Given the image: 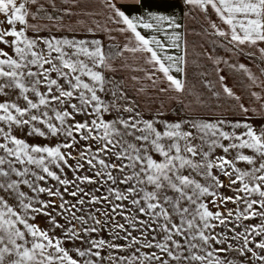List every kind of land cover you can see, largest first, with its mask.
Masks as SVG:
<instances>
[{
  "label": "snow or ice",
  "instance_id": "6c2138e0",
  "mask_svg": "<svg viewBox=\"0 0 264 264\" xmlns=\"http://www.w3.org/2000/svg\"><path fill=\"white\" fill-rule=\"evenodd\" d=\"M60 2L67 7L59 6L57 0H0V16L4 18L0 25L8 26L0 27V45L11 49L10 54L0 48V264H236L219 255L230 251L244 257L240 264H264V80L244 64L234 66L247 76L252 87L260 89L250 92L259 108L240 103V97L223 85L225 77L221 76L223 92L237 101L244 120L205 119L191 104L183 105L180 97L186 93V81L173 75L186 76L187 65V42L183 41L181 49L183 25L178 10H151L144 7L145 0H95L109 13L105 23L96 21L92 26L78 21L79 29L94 38L77 39L52 33L77 31L64 23L76 16L75 9L89 18L99 13L89 8L93 0ZM118 3L141 11L127 14ZM179 3L185 15L199 10L209 19L215 35L241 52V46L258 50L264 61V0ZM211 12L226 29L211 21ZM108 24L116 27L109 28ZM29 32L34 35L29 36ZM42 32L49 35L42 36ZM98 32L106 33L109 41L117 40L113 32L119 33L126 42L109 45L106 50L103 41L95 38ZM181 51L183 54H178ZM125 53L131 54L137 64L142 59L149 69L132 68ZM118 59L119 69L115 66ZM123 68L144 72L152 85L166 82L167 87L159 91L177 93L173 99L188 112L175 121L164 119L162 111L151 119L144 118L122 82L109 76ZM260 72L264 76V68ZM109 95L112 99H105ZM113 112V119H105ZM249 112L261 119L260 125L251 123ZM121 113L130 115L123 118ZM53 139L57 143L51 144ZM39 140L49 143L36 142ZM81 141L86 143L81 145ZM70 149L78 156H73ZM217 149L224 155H216ZM69 160L77 162L74 171L85 164L95 170L94 177L77 176L79 184L102 182L108 194L98 197L77 184V190L69 194L78 199L66 207L69 202L58 189L36 183L51 178L67 191V186L76 181L63 179L53 167L63 172L65 167H73ZM241 162L250 167L241 169L237 166ZM221 175L228 178L227 188L234 196L219 193L226 187ZM22 186L59 198L61 203L56 206L52 199L29 196ZM85 196L90 197L87 203L92 205L111 204V211L96 209L104 219L91 212L77 215L84 212L77 205L86 203ZM207 197H212L208 203L217 207V200L225 205H243L228 210V217L235 211L237 219L259 218L261 222L246 225L234 237L238 243L242 241L239 247L229 243L227 248H216L214 245L227 243V237L212 234L209 229L216 228L213 221L225 225L226 218L222 212L210 210ZM125 201L132 205L127 209L131 215H125ZM66 212L68 216H64ZM116 215L125 223L115 221ZM39 216L48 218L47 228L35 223ZM57 216L64 217L65 223H60ZM105 230L110 239L100 236ZM133 231L139 235H133ZM105 250L106 257L101 255ZM113 250L128 254L114 256Z\"/></svg>",
  "mask_w": 264,
  "mask_h": 264
},
{
  "label": "rangeland",
  "instance_id": "374dc122",
  "mask_svg": "<svg viewBox=\"0 0 264 264\" xmlns=\"http://www.w3.org/2000/svg\"><path fill=\"white\" fill-rule=\"evenodd\" d=\"M41 2H44V0H41ZM57 3L61 7H67V5L61 4L60 0H57ZM47 6V5H46ZM89 8L91 11L98 12V15H95L94 17H84L80 15V9H75L74 11L76 12V16L69 20L65 19L64 23L66 25H72L73 27L77 28V31L75 33L69 32V31H54L52 34L56 36H67L69 38H72L75 36L77 39H92L94 38L91 34L87 33L86 31H81L78 26V21H85L87 24H91L94 26L96 21H99L101 24L105 23V17L107 14V10L102 7L99 3L95 2L93 0V3L89 5ZM34 10V9H33ZM49 11L51 12L52 9L49 7ZM4 19V18H3ZM2 19V20H3ZM211 21L216 22L218 27L226 29V26L223 25L217 16L215 15L214 12H211L210 16ZM35 21H33L34 23ZM46 23V22H44ZM0 27H8L6 24L0 25ZM109 28H114L116 27L115 25L108 24ZM185 27L187 31V37H188V43H187V52H208V51H215V52H224V51H235L236 53H248V52H255L256 55L252 57L251 60H245V61H237L238 65L239 63H248L252 66H247L248 68L251 67V71L260 79L264 80V76H261V68H264V61L261 60L260 55L258 50L254 48H248L247 46H241L243 48V51H239L233 47L232 44L228 42L227 39L223 37H219L214 34V30L210 27V21L207 19L203 13H201L199 10H193L190 15H185ZM19 28V26H18ZM29 36H33L34 34L32 32L28 33ZM42 36H47L49 35L48 32H42L40 33ZM113 36L117 37V40L115 41H109L107 38V34L104 32H98L96 34L95 38H99L103 41L105 44L106 50L108 49L109 45L119 43L123 45L126 41L123 36H120L119 33L113 32ZM200 37L199 41L203 40L205 43L199 44H194V38ZM211 38L212 40L207 43L205 40L208 38ZM9 40L11 37L8 38ZM261 47H264V45H261ZM0 48H4L5 51L9 52L11 54V49L7 48L4 45H0ZM125 56L127 57L128 64L132 66V68L135 67H143L147 68L146 64L143 63V60L141 59L139 61V64L134 61L133 57L131 54L125 53ZM120 60L118 59L115 62V66L119 69L120 66ZM132 68H123L118 70L116 73H110V77H114L116 80L121 81L125 91L127 92L128 97L135 101L136 104H138V108L136 109L137 111H140L144 118L151 119L153 116L157 114L158 111H162L165 113V116L163 117L164 119H167L169 121H175L180 119L185 115L186 112H188V109L184 107L183 105H192V108L195 110L196 114L203 115L205 119L208 120H214L217 118H225L230 121H243L244 116L239 112L238 104L237 101H235L232 98H229L226 96V94L223 92V87H198L199 86V81L197 82V87L196 83L191 82V79L195 81V77H188L189 79V85L186 87V93L182 97H180V100L183 101V105L176 100L173 99V97H176L178 94L172 91L162 93L159 91V88L161 87H166L167 83H157V85H152L151 81H148L145 78V73L142 71H132ZM137 73V74H136ZM55 75V74H53ZM162 77V74H157ZM136 76L139 77L138 81L132 80V77ZM208 80H211L215 77H206ZM206 78H202L204 80V86L206 85L205 80L207 81ZM213 83L216 81L211 80ZM230 81L235 85L234 87H229L236 96L240 97V103H243L245 107H254V108H259V105L254 102V99L250 96L251 91H256L260 92L259 88H255L251 86V81L247 78L246 75L244 76H232L230 77ZM139 89H143V91H140ZM43 91V89H42ZM215 94V95H214ZM107 100H111L112 97L111 95L105 97ZM198 101V102H197ZM119 103L123 104V101H120ZM179 113V116L177 115ZM123 118H128L130 115L129 113H121ZM250 117H253V114L251 112L248 113ZM116 116V113L113 112L112 115H106L105 119H113ZM77 119H81L80 117H77ZM251 123L255 126H258L261 124V119L253 117L251 119ZM225 130H231V129H225ZM238 131H243L242 129ZM36 142L40 143H49V141H44V140H39ZM51 144L57 143V140L53 139L50 141ZM86 142L81 141L80 144L83 145ZM90 143V142H87ZM225 143H227L225 141ZM93 149H95V145H93ZM72 152L73 156H78V152L75 150H68ZM245 154L251 155L252 153L248 150H244ZM216 155H224L222 150L217 149ZM235 153L233 152V155ZM158 160L160 159L158 156L156 157ZM229 159L232 158L230 155L228 157ZM76 160H69V164L72 165V168H64L63 172H60L59 169H56L53 167V170L56 171L63 179H68L69 181H76L77 176H89V177H94V171L95 170H90L89 166L87 164L84 165L83 169H80L79 171H74L75 166H76ZM238 167L241 169H247L250 166L247 164L241 162L237 164ZM38 171V170H37ZM43 174V173H41ZM187 174V173H185ZM29 179H33L32 177H29ZM197 180H201L203 183V180L199 177L196 176ZM220 179L224 182L225 186L224 188L219 189V193H221L223 196H234L235 193L231 191L230 189L227 188V184L229 183L228 178L225 176H220ZM36 183L39 186L47 187V188H52L54 191L59 190L63 194V198L65 201H68L69 204L66 205V207H71V204L75 203L78 197H73L69 193L71 191L77 190V184H79V181H76L75 183H70L67 186V191H65V187L63 185H60L57 181L51 180V178L46 177V182L45 181H36ZM110 183V182H109ZM102 184V182H101ZM101 184H79V187L83 188L86 192L92 193L96 196H103L107 195V186H101ZM239 185H235L234 187H238ZM117 187V186H113ZM120 188L126 187L125 185H118ZM97 188H100V191H95ZM22 190L28 193L29 196H35L40 200H49L52 199L55 201L56 206H58L61 201L59 198L56 197H48L47 193L43 194H37L31 191L27 186H22ZM90 197L85 196L84 199L86 203L81 206L77 205V207H83L84 212H77V215H86L87 213L91 212L95 214L98 218L104 219V217L100 216V213L96 212L97 208L100 209H107L109 212L111 211L112 205L103 202L101 204H96L92 205L87 203ZM212 197H207L205 198V202L208 203L210 200H212ZM10 203H14L13 201H9ZM114 203H120L119 201H113ZM126 205L125 209V215H131L130 212L127 211V209H131L132 205L129 204L127 201L124 202ZM217 204L220 206L217 207L211 203H208V206L211 211L216 212L220 211L223 213V216L226 218V223L225 225H220L218 221H213L212 223L216 224V228L209 229V232H212V234H222L223 236L227 237V243L223 245H214L216 248L224 247L227 248L228 244H232L235 247H239V243H242L240 241L238 243L237 239H234V237H237L238 233H242L245 229L246 225H255L260 223V219H250V220H243V219H237L236 218V212L234 211V214L232 217H228L227 212L228 210H235L238 207H243V205H235L232 204L231 202H228L226 205L225 204H220V201L217 200ZM73 212L76 211V209H72ZM53 215H56V212L53 211ZM69 213H64V216H68ZM57 219H59L60 223H65L64 217L57 216ZM140 219H147V217H140ZM115 221H118L119 223H125V220L122 216L116 215L115 216ZM36 224L39 225L41 228H47L48 227V218L44 216H39L37 217ZM74 223H76L74 221ZM92 221L89 220V224H91ZM111 226V223L109 224V227ZM127 227V225H126ZM131 230V229H129ZM60 230H56V235H60ZM95 235V234H94ZM121 235H124V233H121ZM133 235H139L138 232L133 231ZM100 236L105 238V239H110V234L107 230L103 231L100 233ZM257 240L260 239V237L256 238ZM118 244H124L126 243L124 240H116L115 241ZM70 246V245H69ZM144 251H148L145 249ZM128 253H120L115 250H113V255L114 256H120V255H127ZM102 256H107L108 255V250H105L101 253ZM221 257H226L227 259L235 260L236 264H240V261L244 260V257H240L237 252H228V253H219ZM105 264H108L107 261H105ZM245 264H251V261H246Z\"/></svg>",
  "mask_w": 264,
  "mask_h": 264
},
{
  "label": "crops",
  "instance_id": "0c3cea01",
  "mask_svg": "<svg viewBox=\"0 0 264 264\" xmlns=\"http://www.w3.org/2000/svg\"><path fill=\"white\" fill-rule=\"evenodd\" d=\"M118 7H122V9L127 14L132 13H139L141 11L140 8L137 7H125L123 4L118 3ZM144 7L151 9V10H157L164 13H172L174 9L178 10L179 15V22L183 25V27L180 29L181 35H182V43H181V49L184 48L183 41L186 40L188 43V37H187V31L185 27V9L184 7L179 3V0H145ZM3 17L0 16V20H2ZM145 35H148V33H144ZM163 39V37H160ZM200 37L194 38V44L200 46L199 44H204L205 42L203 40L199 41ZM212 39L209 37L205 41L209 43ZM204 46V45H203ZM178 54H183L181 51ZM253 56H248L247 53H236L233 51H224V52H215V51H208V52H187L186 60V76L173 73V75H176L178 78L185 79L186 81V87L189 85V79L188 77H195V81L191 79V82L196 83L199 81L198 87H223L222 83L220 81V77H225L223 81V85H226L227 87H234L235 85L230 81V77H236V76H244L245 74L242 71H239L237 67L238 66L237 61H245V60H251ZM240 64V63H239ZM246 66H252L248 63H241ZM146 69H149V66H146ZM251 70V67L249 68ZM137 74V73H136ZM206 77H215L211 80L216 81L213 83L211 80L206 82V85L204 86V80L202 78ZM167 87V85H165Z\"/></svg>",
  "mask_w": 264,
  "mask_h": 264
}]
</instances>
